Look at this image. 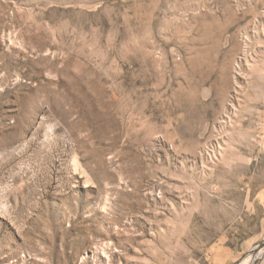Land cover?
Listing matches in <instances>:
<instances>
[{"label": "rangeland", "instance_id": "obj_1", "mask_svg": "<svg viewBox=\"0 0 264 264\" xmlns=\"http://www.w3.org/2000/svg\"><path fill=\"white\" fill-rule=\"evenodd\" d=\"M261 122L264 0H0V264L243 261Z\"/></svg>", "mask_w": 264, "mask_h": 264}, {"label": "bare ground", "instance_id": "obj_2", "mask_svg": "<svg viewBox=\"0 0 264 264\" xmlns=\"http://www.w3.org/2000/svg\"><path fill=\"white\" fill-rule=\"evenodd\" d=\"M238 63V62H237ZM201 68V67H200ZM197 70V69H196ZM200 69L198 68V72L202 75V72L199 71ZM223 77V76H222ZM227 76L222 78L221 83L222 87L225 88V85L227 83ZM252 252V251H251ZM249 255V254H248ZM264 258V247L258 251H256L253 255L250 254L247 258H245L243 261L241 260L238 264H249L253 263L256 259Z\"/></svg>", "mask_w": 264, "mask_h": 264}, {"label": "crops", "instance_id": "obj_3", "mask_svg": "<svg viewBox=\"0 0 264 264\" xmlns=\"http://www.w3.org/2000/svg\"><path fill=\"white\" fill-rule=\"evenodd\" d=\"M186 79H187V83H190V84L192 85V88L194 89V88H195V86H194L195 81H194L193 77H188V78H186ZM204 80H205V79H203V81H204ZM228 84H229V82H228V80H227V86L225 87V89L223 90V92H224V91H225V92L227 91ZM259 101L261 102L262 99L260 98ZM258 126H259V129H264V128H263L264 125H263L262 122L259 123ZM255 129H257V127H255ZM256 195H258L259 199H260V198H263V197H264V189H260V192L258 191V192L256 193Z\"/></svg>", "mask_w": 264, "mask_h": 264}, {"label": "water", "instance_id": "obj_4", "mask_svg": "<svg viewBox=\"0 0 264 264\" xmlns=\"http://www.w3.org/2000/svg\"><path fill=\"white\" fill-rule=\"evenodd\" d=\"M263 247H264V240H263L262 242L258 243V244L254 247V249L252 250V251H253L252 253L254 254L256 251L262 249ZM257 261H258V259H256V260H255L253 263H251V264H256ZM239 262H240V261L236 262L235 264H238Z\"/></svg>", "mask_w": 264, "mask_h": 264}]
</instances>
